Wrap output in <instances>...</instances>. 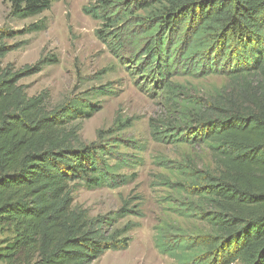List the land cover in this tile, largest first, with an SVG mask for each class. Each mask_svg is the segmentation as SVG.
Masks as SVG:
<instances>
[{"label":"trees","instance_id":"obj_1","mask_svg":"<svg viewBox=\"0 0 264 264\" xmlns=\"http://www.w3.org/2000/svg\"><path fill=\"white\" fill-rule=\"evenodd\" d=\"M8 1L11 14L31 18L60 0ZM92 1L84 12L103 21L98 33L109 49L151 53L170 92L174 142L205 145L215 164L184 163L172 184L189 195L184 209H194L210 230L192 237L160 233L158 247L177 264H264V0ZM20 33L0 28V228L15 235L0 246V260L95 264L105 251L129 247V225L113 229L105 217L90 216L74 205L70 187L83 181L116 188L125 179L110 160H128L115 150L119 139L86 144L72 125L93 117L99 104L52 106L45 92L28 95L20 81L52 60L20 70L4 66L18 48L9 41ZM179 72L220 74L227 83L193 95L172 81ZM153 133L166 137L157 126Z\"/></svg>","mask_w":264,"mask_h":264},{"label":"rangeland","instance_id":"obj_2","mask_svg":"<svg viewBox=\"0 0 264 264\" xmlns=\"http://www.w3.org/2000/svg\"><path fill=\"white\" fill-rule=\"evenodd\" d=\"M95 3L60 0L39 16L23 18L11 14L8 0H0V28L22 31L9 41L18 48L4 59V66L20 70L35 67L44 59L52 60L20 81L28 95L45 92L51 96L52 106L86 100L99 104L93 117L76 119L72 125L78 127L86 144L120 140L115 150L128 163L114 158L110 161L118 164L116 172L124 176L121 185L89 188L83 181H76L70 187L74 205L87 209L90 216L105 217L113 229L129 225V234L125 235L129 247L107 250L95 264H177L158 247L160 233L192 237L210 230L195 216L194 209H184L182 202L188 193L172 188L179 181L177 167L185 163L215 168V164L205 145L174 142L170 92L161 84L151 53L131 48L115 53L109 49L98 33L105 30L103 21L84 12ZM144 14L139 11L137 15ZM35 25L41 29L31 31ZM122 25L108 30L112 34ZM114 46L116 50L118 44ZM172 81L193 95H208L225 85L227 77H194L179 72ZM128 119L129 125H120ZM156 126L166 137H156ZM14 237L12 228H0V246ZM0 264L6 263L0 260Z\"/></svg>","mask_w":264,"mask_h":264}]
</instances>
